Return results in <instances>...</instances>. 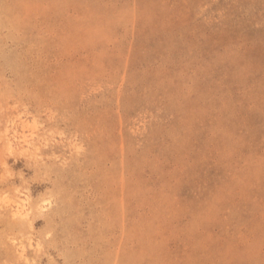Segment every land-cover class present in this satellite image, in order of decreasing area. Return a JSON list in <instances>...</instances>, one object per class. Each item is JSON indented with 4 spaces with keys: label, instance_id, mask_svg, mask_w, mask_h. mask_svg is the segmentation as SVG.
<instances>
[{
    "label": "rangeland",
    "instance_id": "1",
    "mask_svg": "<svg viewBox=\"0 0 264 264\" xmlns=\"http://www.w3.org/2000/svg\"><path fill=\"white\" fill-rule=\"evenodd\" d=\"M0 264H264V0H0Z\"/></svg>",
    "mask_w": 264,
    "mask_h": 264
}]
</instances>
